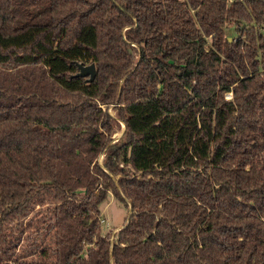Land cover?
<instances>
[{
	"label": "trees",
	"instance_id": "obj_1",
	"mask_svg": "<svg viewBox=\"0 0 264 264\" xmlns=\"http://www.w3.org/2000/svg\"><path fill=\"white\" fill-rule=\"evenodd\" d=\"M0 264H264V0H0Z\"/></svg>",
	"mask_w": 264,
	"mask_h": 264
},
{
	"label": "rangeland",
	"instance_id": "obj_2",
	"mask_svg": "<svg viewBox=\"0 0 264 264\" xmlns=\"http://www.w3.org/2000/svg\"><path fill=\"white\" fill-rule=\"evenodd\" d=\"M106 109V106H104ZM109 112L113 115H117V111L111 106L109 108ZM125 124L121 121V124L116 128V131L113 134V142L118 141L124 131H125ZM103 155L99 157L101 163H103ZM102 207V224L106 230H111L113 232L118 231L119 227H122L127 216H129L130 210L127 208L125 202L120 198L116 197L112 192L109 194L108 199L104 201L101 205ZM36 222L33 221L31 224L26 223L24 226L27 233L25 232L24 235L29 233H33L35 231ZM43 232L46 233L44 238L41 241V245H51L52 240L49 234L43 229ZM40 241V239L38 240Z\"/></svg>",
	"mask_w": 264,
	"mask_h": 264
},
{
	"label": "water",
	"instance_id": "obj_3",
	"mask_svg": "<svg viewBox=\"0 0 264 264\" xmlns=\"http://www.w3.org/2000/svg\"><path fill=\"white\" fill-rule=\"evenodd\" d=\"M96 73H97V70H96L95 63H91L88 65H84L83 63H79V72L77 73V75L84 76V77L88 76V80L92 81V80H94ZM129 215H130V213H129ZM120 228L121 227H119V229Z\"/></svg>",
	"mask_w": 264,
	"mask_h": 264
},
{
	"label": "built area",
	"instance_id": "obj_4",
	"mask_svg": "<svg viewBox=\"0 0 264 264\" xmlns=\"http://www.w3.org/2000/svg\"><path fill=\"white\" fill-rule=\"evenodd\" d=\"M227 97H228V98H231V97H232V93L229 92V93L227 94Z\"/></svg>",
	"mask_w": 264,
	"mask_h": 264
}]
</instances>
